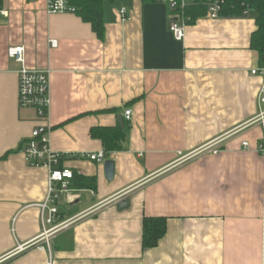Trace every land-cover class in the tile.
Instances as JSON below:
<instances>
[{
    "label": "crops",
    "instance_id": "obj_1",
    "mask_svg": "<svg viewBox=\"0 0 264 264\" xmlns=\"http://www.w3.org/2000/svg\"><path fill=\"white\" fill-rule=\"evenodd\" d=\"M48 0H0V264H46L42 234L48 172L29 167L22 148L38 126L18 103L20 66L49 72L52 151L103 152L94 128H129L126 149L102 163L66 167L95 179L57 202L62 221L47 242L54 264H264V130L254 123L262 85L250 48L252 12L187 24L182 41L169 9L143 0L103 6V36L73 13L49 15ZM121 11L125 12L124 20ZM50 41H56L51 48ZM130 111L129 120L124 113ZM217 141L218 155L201 149ZM247 143L248 148L242 144ZM178 153L192 154L177 163ZM114 163L111 180L103 163ZM144 218L166 231L142 247Z\"/></svg>",
    "mask_w": 264,
    "mask_h": 264
},
{
    "label": "built area",
    "instance_id": "obj_2",
    "mask_svg": "<svg viewBox=\"0 0 264 264\" xmlns=\"http://www.w3.org/2000/svg\"><path fill=\"white\" fill-rule=\"evenodd\" d=\"M155 3L166 6L170 12L169 30L176 41H182L184 38L185 27L189 20L177 11L185 7L184 0H155ZM222 1L206 0V17L209 19H219ZM73 9L69 6V0H48L47 13L49 15L72 13ZM0 14L4 17L7 12L0 9ZM246 16L247 14L244 13ZM125 12L121 11V18L124 20ZM51 48H56V41H50ZM25 47H10L8 49V57L10 60L20 66L18 72V103L21 108L34 109L37 115L38 126L32 131L30 138L24 143L22 153L26 164L33 168H43L48 172L47 196L42 205L41 223L42 234L40 237L28 244L18 247L15 252H24L30 248H38V243L45 241V249L49 253L46 264H54L51 257L50 247L47 242L48 238L57 231L65 228L75 219L62 221L57 202L61 197L68 200L76 199L73 196V190L70 182L73 179V171L65 165L68 161L80 158L95 163H102L105 159L103 152L97 154L67 155L52 151L49 143V135L51 126L49 124L50 113V88H49V72L32 71L25 66ZM251 75L259 76L262 79V85L258 94L257 104L259 113L254 123H259L264 130V66L255 68L251 71ZM126 120H129L130 111L124 113ZM217 141H213L205 145L201 151H210L213 155H218L219 150ZM243 148H248L247 143L242 144ZM261 151L264 153V139L261 145ZM179 159L177 163L188 161L192 154L183 155L178 153Z\"/></svg>",
    "mask_w": 264,
    "mask_h": 264
},
{
    "label": "trees",
    "instance_id": "obj_3",
    "mask_svg": "<svg viewBox=\"0 0 264 264\" xmlns=\"http://www.w3.org/2000/svg\"><path fill=\"white\" fill-rule=\"evenodd\" d=\"M115 0H69L72 13L91 26L99 38L103 36V6L106 2ZM222 1L220 18H241L252 12L255 17L256 30L251 36L250 48L258 57L260 67L264 66V0H220ZM144 3H155V0H143ZM206 0H194L177 11L192 24L206 16ZM246 15V16H247ZM129 128L127 125L115 128H94L90 131L93 139L101 142L103 154L108 157L115 152L126 149ZM73 186L89 190L95 189V179L78 176L73 171ZM166 231V221L163 218H144L142 223V247L152 249L163 238Z\"/></svg>",
    "mask_w": 264,
    "mask_h": 264
},
{
    "label": "water",
    "instance_id": "obj_4",
    "mask_svg": "<svg viewBox=\"0 0 264 264\" xmlns=\"http://www.w3.org/2000/svg\"><path fill=\"white\" fill-rule=\"evenodd\" d=\"M104 171H105V177L107 180H111L114 175V163L112 161H105L103 163Z\"/></svg>",
    "mask_w": 264,
    "mask_h": 264
},
{
    "label": "rangeland",
    "instance_id": "obj_5",
    "mask_svg": "<svg viewBox=\"0 0 264 264\" xmlns=\"http://www.w3.org/2000/svg\"><path fill=\"white\" fill-rule=\"evenodd\" d=\"M194 0H184L185 5H190Z\"/></svg>",
    "mask_w": 264,
    "mask_h": 264
}]
</instances>
